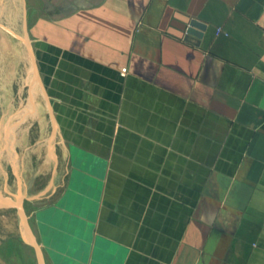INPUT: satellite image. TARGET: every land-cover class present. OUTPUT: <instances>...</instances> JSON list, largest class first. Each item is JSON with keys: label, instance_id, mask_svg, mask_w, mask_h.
Segmentation results:
<instances>
[{"label": "crops", "instance_id": "crops-1", "mask_svg": "<svg viewBox=\"0 0 264 264\" xmlns=\"http://www.w3.org/2000/svg\"><path fill=\"white\" fill-rule=\"evenodd\" d=\"M66 9L37 52L45 264H264V0Z\"/></svg>", "mask_w": 264, "mask_h": 264}, {"label": "rangeland", "instance_id": "rangeland-1", "mask_svg": "<svg viewBox=\"0 0 264 264\" xmlns=\"http://www.w3.org/2000/svg\"><path fill=\"white\" fill-rule=\"evenodd\" d=\"M74 1L0 0V17L12 28L14 44L0 59V264L43 263L31 243L36 240L33 190L47 176L52 144L60 148L61 140L47 106L44 59L37 53L45 43L39 30H45L43 38L51 35L46 30L60 23L67 2Z\"/></svg>", "mask_w": 264, "mask_h": 264}, {"label": "bare ground", "instance_id": "bare-ground-1", "mask_svg": "<svg viewBox=\"0 0 264 264\" xmlns=\"http://www.w3.org/2000/svg\"><path fill=\"white\" fill-rule=\"evenodd\" d=\"M9 29L11 30L12 28L0 17V59H3V57L5 58V54L12 52L14 48Z\"/></svg>", "mask_w": 264, "mask_h": 264}, {"label": "water", "instance_id": "water-1", "mask_svg": "<svg viewBox=\"0 0 264 264\" xmlns=\"http://www.w3.org/2000/svg\"><path fill=\"white\" fill-rule=\"evenodd\" d=\"M196 23H194V25H195ZM23 210V209H22ZM34 238V237H33ZM33 241L31 242L34 246H35V248H36V251H37V254H38V256L40 257V259L42 260V264H45L44 263V260H43V255H42V251H41V248H40V245H39V243L35 240V239H32Z\"/></svg>", "mask_w": 264, "mask_h": 264}]
</instances>
